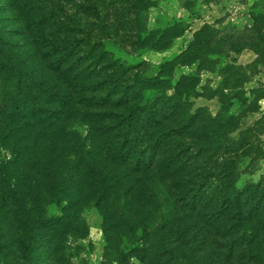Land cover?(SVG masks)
I'll return each mask as SVG.
<instances>
[{
    "label": "rangeland",
    "instance_id": "obj_1",
    "mask_svg": "<svg viewBox=\"0 0 264 264\" xmlns=\"http://www.w3.org/2000/svg\"><path fill=\"white\" fill-rule=\"evenodd\" d=\"M20 2L0 0V34L8 55L22 66L30 93L31 85L42 82L64 96L59 104L44 105L59 111L53 128L37 118L18 125L0 116V164L10 167L11 180L25 172L35 177L31 167L38 162L36 152L27 155L25 170L17 167V157L19 151L42 147L37 150L44 149L55 168L40 178L50 181L48 190L74 181L75 209L85 221L86 234L65 237L68 264H139L128 251L119 256L131 245L128 232L114 233L110 247L105 246L101 215L86 198L90 189L77 183L84 179L74 154L84 143L104 144L102 153L120 143L125 106L90 107L85 99L98 92L76 84L68 71L85 68L104 89L114 79L113 91L142 77L149 82L133 86L143 85L145 97L174 96L179 108L159 116L158 131L139 128L136 143L167 130L162 147H173L176 163L191 165V179L203 165L219 166L215 173L229 177L237 188L264 178V0ZM200 29L203 36L195 35ZM191 41L197 59L182 53ZM2 82L0 72V87ZM6 87L12 89L13 83ZM248 142L250 150L245 149ZM42 205L46 215L59 214L54 200L46 197Z\"/></svg>",
    "mask_w": 264,
    "mask_h": 264
},
{
    "label": "trees",
    "instance_id": "obj_2",
    "mask_svg": "<svg viewBox=\"0 0 264 264\" xmlns=\"http://www.w3.org/2000/svg\"><path fill=\"white\" fill-rule=\"evenodd\" d=\"M200 30L195 35L203 36ZM5 42L0 34V116L18 125L37 118L44 127L53 128L59 111L44 105L59 104L64 95L51 92L42 82L31 85L30 93L29 80L23 78L22 66L11 61ZM190 44L192 41L182 53L197 59L194 54L198 50ZM67 75L76 84L98 92L85 99L90 107L125 106L121 122L126 128L121 126L120 143L109 145L106 153L101 152L104 144L100 143L99 147L81 144L74 152L83 172L80 178L84 179L77 183L90 189L86 198L101 215L107 248L114 233L128 232L131 245L120 250L119 256L128 251L139 264H264V178L237 188L229 177L215 173L219 166L203 165L191 179V165L187 161L176 163L173 147L168 151L162 147L167 130L157 132L159 116L179 108L174 96L145 97L143 85L133 86L135 82H149L142 77L133 79L132 86L127 81L113 91L114 79L113 85L104 89L85 68L73 69ZM9 83H13L12 89L6 87ZM100 88L105 91L100 93ZM139 128L157 131L146 143H136ZM245 145L250 150V142ZM41 148L19 151L17 157V167L25 170L27 155L36 152L38 162L31 167L35 177L25 172L11 180L10 167L5 162L0 164L2 264H68L65 256L70 247L64 244L65 237L82 238L86 234L85 221L75 209L74 181L48 190L50 181L40 179L55 170L52 157L47 161V152L43 149L39 153ZM46 197L54 200L59 214H45L42 204Z\"/></svg>",
    "mask_w": 264,
    "mask_h": 264
}]
</instances>
